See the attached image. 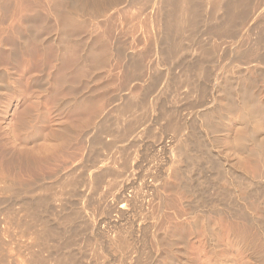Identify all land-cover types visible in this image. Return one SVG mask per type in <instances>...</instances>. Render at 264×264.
<instances>
[{
	"label": "rangeland",
	"instance_id": "obj_1",
	"mask_svg": "<svg viewBox=\"0 0 264 264\" xmlns=\"http://www.w3.org/2000/svg\"><path fill=\"white\" fill-rule=\"evenodd\" d=\"M135 1L136 0L9 1L7 14L0 15V19L2 16L7 18H4V20L1 19L4 22L7 20L6 23L3 22V25H1L0 22V39H2L0 40V42L2 41V46L0 45V83L3 82L2 84H4V82H7L13 85L12 87H14V89L12 88L13 91L6 92L2 95L3 97L0 96L2 102L0 105V184L2 183L0 185V201L2 202L0 203V207L7 208L9 203L14 199L13 197L11 198L8 193L6 195L7 188L5 187V183L13 180L17 186L19 185L18 187H21L23 185L21 182L26 180L24 174L25 170L22 167L24 164L22 161L25 157V150L23 151V149H25L24 147H26V145L24 146V141L22 142L23 136L21 137L17 131V129L19 130L18 124H20L22 119L25 120L29 117L33 122L29 123V125L33 127L40 124H38V122H40L41 118L43 120L45 119L44 122L47 123V118L51 116L55 119L52 120L54 122L51 121L54 128H58L59 131L63 128L69 129L68 135L62 137V139L60 138L61 141L52 142L53 144L55 143V146L57 145L56 147L58 149H62L63 147L67 148L62 149L61 152H66L62 153V156L64 154L66 155L60 158V154L59 161L61 162H57V171H54L55 177L61 178V176L64 177L71 172H75L79 166L82 167L84 164L85 166L88 164L89 168L91 167L92 164L88 161L92 158L91 155L89 157L88 152L91 148L92 141H97L98 135H100L105 128L108 129L114 124L115 127L117 123L121 122L122 120L119 119L120 117L116 112L126 101H133L132 103H144L148 106V111L146 112L147 118H145L147 124L150 125H147L148 127H152L156 124L158 122L157 117L159 116V112L166 109L176 112L178 117L184 120L186 127L189 128L191 132L193 130V136H195L191 137L192 135H188L190 136L188 137V142H191V144L188 143V145L190 148H193V153H191L197 158L194 164L195 171L198 169L199 172L194 173L195 171H191L192 174L190 172L187 173L194 179L199 178V180L207 179L208 182L212 181L214 186L216 188L218 187V189L223 192L221 195L224 196V200L222 201L224 207L222 206V202L219 204L216 203V210L218 208V210L221 211L224 208L232 212L233 210L239 211L245 208L248 202H250L251 205L253 202V206H250L248 203L251 212L255 213L256 220L261 222L264 221L263 216L259 217L260 214L258 216L260 209L252 198L255 194L252 192L251 196L248 194L244 195V190L243 192L241 190L242 187L244 188L246 185L244 184L246 183L244 181L246 180L244 179L245 176L251 175L252 177L250 176V178L252 179L255 177V174H257L255 178L259 179L260 177V181L256 180L255 183L258 189L260 187L259 190L263 191L264 197V177H262L264 176V169L261 163L259 164L260 160H264V45L262 46L263 49L260 46L262 51L260 50V53L257 52L259 56H263L261 58L257 55L259 57L258 64L244 62L237 65L235 62L238 60L235 52L241 44L242 38L248 35L254 38L257 32V29L255 30L252 28L249 31L254 30L253 33L255 34L248 33L244 30L245 24H249L254 19H261L260 21L264 22V18H262L264 15L261 13L264 12V0H246L247 18L249 19L246 18V23L244 21V25L238 27L240 30H242L241 28L243 27V32L239 30V35H243H241L242 38L239 43L232 42L227 38L213 40L215 42L219 40L218 42L220 43H215L210 40V32L215 28H220V26L222 27L220 29H223L226 20L223 26V15H219L218 19L214 21L213 19L208 20V17H205V13L202 15V11L197 10L199 13L196 15L197 11L193 10V14L196 13V16L193 15L195 19L197 16L200 17L196 19V23H199V27L194 30V26H191L192 22H188L184 26L185 28H183L187 31L181 30L179 35V33L174 31V26L172 27L171 23L170 27L167 28V31L170 33L167 34V43L166 40H164V56L156 53L152 44L153 39L150 37L156 29V24L152 22L154 18L153 9H146V7H143L140 2L141 0ZM120 2H122L121 5H119ZM251 5L255 7L252 8ZM248 9H251L252 12L255 10L252 16H250L251 11L248 14ZM168 10H166L165 14L168 18H172L174 11L172 8H170V12ZM32 17H36L37 20L33 22ZM69 17H74V19L77 18V23L69 25ZM191 18L189 19L190 21H192ZM138 22L140 23L138 24ZM193 24L195 25V23ZM2 27H4V29ZM183 32L184 34H182ZM174 34L176 35L174 36ZM170 36H172V40L169 38ZM194 36L198 37V39L193 42L189 37L195 39ZM196 42H198V44ZM209 42L215 44L214 56L213 54L212 57H203L201 54L199 55L197 53L199 51L197 45L203 44V46H205L207 43L209 45L206 44L205 47L213 46V44ZM235 44L237 45L235 46ZM247 64H249V66ZM243 65L245 67H242ZM186 67H188L187 69L190 74L196 76L199 75V70H203L204 75L194 77L195 79L199 78L197 81L203 88L200 94L192 93L188 95V90L186 88V90L179 88L180 91L177 89L178 91L174 90L175 92H173V90L169 91L172 84H174V80H178L179 78L177 77L182 76V69ZM166 80H168V84L170 83L169 85L165 83ZM248 82L253 83L252 86L254 85V89L250 87L251 85ZM228 83L229 87H227ZM167 85L168 87H166ZM224 86L225 89H223ZM230 87H232L231 90L229 89ZM167 88L169 90H166ZM250 88L252 91H249ZM237 91L241 92L240 95ZM243 91L246 92V94L248 92V94L253 92L256 95L254 96L252 93L246 96ZM224 92H226V94ZM242 95L245 99H243ZM248 96L251 98L253 96L255 97H253L252 102H254V104L257 102V107L255 105V107H253L251 98ZM257 98H260L259 102L261 104L258 102ZM238 102H242L249 106L252 105L253 112H248L250 113L248 115L249 118L247 117L248 119H243V115L242 117L240 116V110L234 105ZM23 112L25 113L23 114ZM204 113L208 117L204 115ZM37 116L38 118H36ZM205 116L207 119L211 120L209 128L205 126ZM257 121L260 122L259 127L258 124L257 126L254 124L255 122L258 123ZM44 122L40 125H45ZM49 122L47 125L51 126ZM243 122H245V124ZM243 137H245V140H249L244 142L245 150L239 149L238 143L239 139L242 140V142L244 141ZM109 140V137L104 139L105 142H109ZM41 141V144H50L49 142H51L46 140L45 142L43 140ZM135 141L138 142L137 144L140 143L138 139ZM145 141L140 143L145 146L139 147L140 149H137L138 152L135 148L132 150V155L137 159H134L135 172L132 171V174H130L132 186L127 194L132 196V198H136L137 201L134 199V204L132 203L129 206V210L123 212L125 214L121 213L124 215L123 217H119V215L113 211L114 213L110 212L106 220L98 225L97 228H94L93 225H91L93 228L90 226L87 227L88 229L86 228V232L82 235L86 240L79 234H76L83 240V242L81 239L77 240L79 239L77 236L75 237L76 241L74 240L75 244L76 242L78 243L74 247V254L78 257V260L82 264H87L84 263V258L85 262L90 264H97L96 262H98V264H119L118 259L120 256H126L129 264H185L186 262H188L186 264H255V260L253 261L252 258L243 254L239 245L232 244L228 220L225 218L217 219L212 214H208L205 211L202 212L201 210L204 207L201 208L198 202L199 200L191 193L185 191L184 187L186 182L185 180H181L184 176L180 179H178L179 176L178 178L175 177L177 175L175 171L177 170L176 165L179 164L183 169H187L189 163L184 161L185 159H178L175 161L173 152L171 153L173 149L171 148H168L166 151L158 150L156 147L157 140L148 139L147 136ZM96 144V146L100 145L98 141ZM61 145L65 146L60 148ZM246 145L248 148H246ZM64 149L65 151H63ZM5 151H7L5 153L7 156L4 154ZM218 153H221V155ZM98 154H100L98 159L102 160V151L99 150ZM226 162H230L237 170H241L244 175L242 174L241 176L240 173L236 172L231 174L224 172L226 171L224 168ZM96 164V167L93 169H88V172L85 171L86 173H84L83 176L85 179L87 178L86 180L91 177L94 178V176L99 178V175L105 174L104 172L108 170L105 166L101 165L98 160ZM212 164L215 168L222 171L218 174L219 170L213 169L214 166ZM259 167L260 169H258ZM45 172L47 171L45 170ZM63 172L68 173L64 175ZM258 174H260L259 177ZM7 178L10 179L6 180ZM111 178L112 177H105L102 181L104 183H99L102 187L101 190L100 186L96 189L100 192L98 194H96L97 192L94 194V190L92 191L85 187V185H82V187L85 188L82 189V187H79L78 191L76 190L77 192H71L73 196L69 197V195H71L70 193L69 195H61V197H64V202L67 201L68 203L65 205V208H68V210L70 208H92L93 205L91 202H93V200L96 203L99 201L98 204H107L108 202L114 203L113 192H110L111 190L107 185L108 182L113 180V178ZM3 179H5V182H2ZM235 179L237 181H235ZM235 183L237 185H235ZM86 188L88 190H86ZM58 191H60V189ZM83 192L86 193L84 194ZM78 193L80 195H78ZM224 193L227 194L224 195ZM4 194L6 199L2 198ZM94 195V198L91 197ZM209 195L212 196L211 194ZM229 195L231 199H229ZM8 196L10 199L7 198ZM225 197H227V199ZM249 197L252 199H249ZM225 199L227 200V204ZM3 200H6L7 203ZM86 200H90L91 202L88 204ZM228 200L231 203H228ZM242 200L245 201L243 202ZM95 202H93V204ZM111 203L109 205H111ZM229 204H231L230 207ZM94 205L95 208H98L96 204ZM57 206L60 205L57 204ZM194 206L195 208L199 206L201 210L198 209L193 211L192 208H194ZM254 206L255 208L257 207V210L253 209ZM191 213L193 216L196 215L194 217L202 218V222L199 220L201 223H199L200 226L199 224L196 228L193 227V225L191 226L190 222L194 219ZM142 214H144V216ZM200 214L206 215L204 219H208L209 217L210 220H208L210 222L216 221L214 222L216 226L213 225V222L211 223L214 226L213 232H216L211 241H206V230L203 227L204 220L203 216ZM146 215L149 216L147 217ZM153 215L156 216V220L150 217H155ZM140 223H142L141 226L143 228L138 226ZM116 227H119L117 229H120V231L122 230L121 232H127L129 237H132L131 241L134 240L132 242L136 240L135 243L137 246H135V248L138 249H136L137 253H131L133 255L130 256V252H128L126 255L123 254L122 256L121 254H115L113 249H109V239H107L109 237L107 236H111L112 231H114ZM146 232H148V234L153 233L152 235L154 238H147ZM85 234L88 236L85 237ZM91 237L92 239H90ZM136 237L137 239L139 237V239L137 240ZM87 238L91 241L94 239L91 243L92 245L89 244L91 241L89 240V242ZM144 239L147 241L145 243L141 242V240L143 241ZM87 242L88 244H86ZM210 242L215 243L216 247L215 245L212 247ZM85 244L86 246H84ZM142 244H144V246ZM96 246L100 247L103 253V255L100 254L97 257L98 260H96L92 252L93 249L97 248ZM209 246H211V249ZM217 247H219L218 250ZM212 249L216 250L212 251ZM210 250L213 253H211ZM84 254L87 257H85ZM91 254L93 255L91 256ZM103 256L108 257H104V259ZM90 258L91 260H95L91 261ZM106 258H110V260ZM256 259H258L256 264L259 262V264H261L262 260L259 261L260 257H256ZM138 260H140L141 263ZM181 260L183 262H181ZM126 261L125 263L128 264Z\"/></svg>",
	"mask_w": 264,
	"mask_h": 264
},
{
	"label": "bare ground",
	"instance_id": "obj_2",
	"mask_svg": "<svg viewBox=\"0 0 264 264\" xmlns=\"http://www.w3.org/2000/svg\"><path fill=\"white\" fill-rule=\"evenodd\" d=\"M9 1L10 0H0V15L1 14H7V11H8L7 9L9 8ZM140 2L142 3L143 7H146V9H148V8L153 9L154 18H153L152 22H153V24H156V29L151 34L152 36H150V37L153 39L152 44H153V47L155 48L154 50H156V53H158L162 56H164V52H163L165 49L164 40H166L167 34L169 33L167 31V28L170 27V24L172 23V27L174 26V29H175L174 31H176L177 33L181 32V30L182 31L186 30L183 28H185L184 26L188 22H192L191 26H194V30L197 29L199 27L198 26L199 23H196V19L200 18L199 16H197V18L195 19V16L198 15V13H199L197 10L202 11V13H203L202 15H204V13H205L206 14L205 17H208V20L213 19L214 21H216L218 19L219 15H223L222 16L224 18L223 26H224V23L226 20L225 27L223 29H220V28H222L220 25H219L220 28H215L214 30L211 29L212 31L210 32L209 36H210V40H212V41L214 39H218V38H227L232 42H238L239 43V41L243 35L242 34L239 35L240 28L238 29V27L243 26L244 25L243 22L245 20L247 21V19H249V18H247L246 0H141ZM121 3L122 2H120L119 5H121ZM261 5H262V2H261ZM126 6H125V8H126ZM169 7L172 8V10L174 11V15L172 18L171 17L168 18L165 14L166 10H168V9L170 10ZM254 7L252 6V8H254ZM172 10H171V12H172ZM193 10L197 11L196 12L197 14L195 13L196 15L193 14L194 13V12H192ZM227 10H229V11H227ZM250 11H251L250 16H252V14L254 13L255 10L252 12L251 9L250 10L248 9V14ZM191 13H192V15H191ZM261 13H262V15H264V12H261ZM256 14H254V15H256ZM73 15H75V14H73ZM193 15H195V16H193ZM74 17H69V20H68L69 25H73V24L77 23L76 22L77 18L74 19ZM257 17H258V15H257ZM4 18H6V17L2 16L1 19L4 20ZM190 18L192 19V21L189 20ZM262 18H264V16ZM1 19H0V22H1V25H3L4 21ZM32 20L34 22L37 20V18L34 17ZM260 20L261 19H259V20L254 19L249 24H247L245 21V23L247 24V25L245 24V26H244L245 31H247L248 33L250 32L252 34L254 32V30H252V31H249V30H251L253 28L255 30L257 29V32H256V34L253 33V34H255L254 38H252V36L246 34L248 36L243 37L242 42L240 41L241 44L238 46V49L235 52L237 54L236 58L238 59L237 61H235L237 63V65L238 64L240 65V63H244V62L249 63V64L250 63L258 64L257 62H259V57H261V56H259L257 52H259L261 50L260 46L262 47L264 45V22L260 21ZM6 21L4 23H6ZM259 21H260V23L258 24ZM139 23L140 22H138V24ZM193 23H195V25ZM33 26H35V25H33ZM187 27H188V25H187ZM2 28L4 29V27H2ZM154 28H155V26H154ZM33 29H34V27H33ZM189 29H188V33H189ZM241 29L242 30H240V31L243 32V27ZM156 30H158V31H156ZM1 31H4V30H1ZM176 34H174V36ZM182 34H184V32ZM179 35H180V33H179ZM190 37H189V39H192L191 41H193V42L197 41V39H198V37H195V36H194L195 39L190 38ZM169 38L171 40L173 39L172 36H170ZM0 40H2V39H0ZM168 41H170V40H168ZM218 41L219 40H217L216 42H218ZM220 41H221V39H220ZM222 41H223V39H222ZM29 42H30V40H29ZM198 42H196V43L198 44ZM213 42H215V41H213ZM166 43H167V40H166ZM209 43H212V42H209ZM218 43H220V42H218ZM145 44H147V43H145ZM206 44H205V46H206ZM0 45L2 46V41L0 42ZM207 45H209V44H207ZM236 45L237 44H235V46ZM205 46H203V44H201L199 46L197 45V47H199V51L197 53L199 55L201 54L203 57L204 56H208V57L211 56L212 57V54L215 51V44H213V46H211V47L210 46L205 47ZM232 46H234V45H232ZM147 47H145V48H147ZM258 47H259V50H258ZM263 47H262V49H263ZM169 56H170V54H169ZM213 56H214V54H213ZM128 63H130V62H128ZM249 64H247V65L249 66ZM245 66H246V64H245ZM245 66L243 65L242 67H245ZM187 68L188 67L182 69L183 70L182 76L177 77L179 79L174 80V82L172 80V82L174 84H172V86L170 87V90L168 88L166 90H169V91L173 90V92H175L174 90H177L179 88H181V89L186 88L188 90V92H187L188 95H191L192 93L200 94L202 92L203 88L199 85V83L197 81L199 78L195 79L194 77H199V75L200 76L204 75L203 70L202 71L199 70L198 71L199 75L196 76V75L190 74L188 72ZM167 81L168 80H166L165 83L168 84ZM169 81H171V80H169ZM244 81H247V80H244ZM2 83L3 82L0 83V96L4 95L8 91H11L12 88L14 89V87H12L13 85H10L7 82L6 83L4 82V84H2ZM248 83L251 85L250 86L251 88L254 86V85L252 86V84H253L252 82H248ZM168 85L166 87H168ZM227 87H229V83H228ZM231 88L232 87H230L229 89L231 90ZM251 88L249 89V91H252ZM223 89H225V86ZM252 89H254V87ZM179 91H180V89H179ZM224 91H226V90H224ZM241 92H242V88H241ZM241 92L237 91V93L239 95ZM258 92H259V90H258ZM224 93L226 94V92H224ZM243 93L246 94V92H244V91H243ZM250 93L252 94L253 92H250ZM255 93H257V92H255ZM227 94H228V92H227ZM247 94H246V96H247ZM251 94H248V95H251ZM253 95L255 96L256 94L253 93ZM242 96H240V97H242ZM2 97H1V99H2ZM248 97H250V96H248ZM248 97H246V98H248ZM253 97L252 98L250 97L251 102H252ZM260 98H257L258 102H259ZM243 99H245L244 96H243ZM132 102L126 101L125 103H123V105L116 112L118 114V116L120 117L119 119L122 120L121 122L117 123V125L115 127H114L115 124L113 123L114 124L113 126H111L109 128L107 127L108 129L105 128V130H103L101 132V134L98 135L97 141H98V143H100V145L96 146L97 141H95V140H94L95 142L94 141H92V143L90 142L91 148H90L89 152L88 151L87 152L89 153V157L91 155V158H92V159L88 158L89 159L88 162H90V164H92L91 167L89 168L88 164H86L87 166H85V164H84V165H82V167L79 166L78 169L76 168L77 169L76 171L74 170L75 169L74 168L73 170L75 172L70 171L71 172L70 174H67L68 172L67 173L63 172L64 175L65 174H67V175H65L64 177L61 176V178H56L54 171L56 170V167H57L56 164L59 161V159L62 158L64 155H66V154H64L62 156V153H66V152H61L62 149L66 148V147H63L65 145H61L60 148H62V147L63 148L58 149L56 147L57 145L55 146L54 145L55 143L53 144L52 142H56L58 140L61 141L62 137H65L68 135L69 129L62 127L63 129L59 131L58 128H54L52 126V122H54V121H52V120H55V119H54V117H51V116H49V118H47V120H46L47 123L50 120L49 125H51V126H48L47 123L44 122L45 119L43 120L42 118H41L40 122H38V124L39 123L43 124V122H44V124L47 125L46 127H43L45 125L41 126L42 124L38 125L37 123L36 124L38 126L35 125L33 127H30L29 123H31L32 121L29 119V117H27V115H26V117L29 120L27 118L25 120L21 118L22 119L21 122L19 120V122H20V124H18L19 130L17 129V131L19 132V135H21V137L23 136L22 137L23 140L22 139L21 140H22V142L24 141V146L26 145V147H24L25 149H23V151L25 150V153H24L25 155L23 154L25 157H24V160L22 161L24 163L23 164L24 166L22 165V167L25 170L24 174L26 176V180L24 182H21L23 184V185L21 184L22 186L20 185L21 187H18L19 185L17 186L13 180H12L13 183L11 180H10L11 182L5 183V187L7 188L6 189V195L8 193L10 195V197L11 198L13 197L14 199L12 200V202L9 203L7 208L0 207V264H82L78 260V257H76V255L74 254V250H75L74 247L76 246V244H78L77 242H76V244L74 242V240L76 241V238H75L77 236L76 234H79L82 237V235H84V233L86 232L85 230L87 227L90 226L93 228V226H94V228L95 227L97 228L98 225H100L102 222H104L106 220V218H107L108 214H110V212L114 211L119 215V217L120 216L123 217L124 215H122L121 213L129 210L128 209L129 206L132 203L134 204V201L136 200V198H134V197L132 198V196L127 194L129 189L132 186L131 185L132 182L130 181V174H132V171L135 172V170H134L135 169V165H134L135 160L134 159H137V158H134V155H132L133 154L132 150L134 148H135V150H137V149H140L139 147L145 146V145H142L140 143H143L147 136H148V139L150 138L153 140H157L156 147L158 148V150L160 149V150L166 151L168 148L173 149V151H171V150L170 151H171V153L173 152V157H174L175 161H177L178 159H185L184 161L189 163L187 169L186 168L183 169L182 166L180 167L179 164L176 163L177 164L176 165L177 170H175V171L177 172L176 173L177 175L175 177L178 178V176H179L178 179H180L181 177L184 176L181 180H185V182H186V184L184 183L185 184V187H184L185 191L187 193H191L195 198H197V200H199L198 202H199V205L201 206V208L204 207L201 210V209H199V206H198V208H195V206H196L195 205L194 208H192L193 206L191 207L192 210L195 211V210L199 209L202 212L205 211L208 214H212L217 219L218 218L219 219L225 218L226 220H228V226H229L230 231H231L230 233H231L232 244L239 245L240 250L243 252V254L252 258L253 261L255 260L257 262L258 259H256V257L257 258L260 257L259 261L262 260L263 262L261 261V264L262 263L264 264V221L261 222L259 220H256L255 213L251 212V208L248 205L250 204V206H253V202H252V205L248 201L247 202L249 204L247 203V205H245L246 202H245V204L242 203L245 205V208H243L242 210H239V211L233 210V212H232L229 209L227 210L224 208L222 210L220 209L221 211H219L218 208L216 210V208H215V206H217L216 203L219 204L220 202H222L224 200L223 199L224 196L221 195L223 192H221L218 189V187L216 188L212 181L208 182L207 179L206 180H203V179L199 180V178L194 179L191 176H189V174H188L189 172L192 174V172L195 171L194 164L197 161V158L194 155H192V153H193L192 149L193 148H190V146L188 145V143L191 144V142H188V140H189L188 137H190L188 135H192L191 137L195 136V135L193 136V130L191 132V130H189V128L186 127V123L184 122L183 119L178 117L176 112L168 111L166 109L161 110L159 112V116L157 117L158 122L156 124H154L153 126L151 125L152 127H148L150 125H148L147 122L145 121V118H147L146 112L148 111V106L144 103H138V102L132 103ZM256 103L257 102H255V104H254V102H252L253 107L258 106V105H256ZM1 104H2V102L0 100V105ZM234 105H236L237 108L240 110V113H241L240 116L242 117V115H243V119L247 118V117L249 118V116H248L250 114V113H248L249 111L253 112L252 105H250V106L245 105L242 102L235 103ZM154 110H155V108H154ZM24 113L25 112H23V114ZM254 113H253V115H254ZM204 115H206V114L204 113ZM227 116H229V115H227ZM207 117H206V119L204 118V120H205L204 122H205V126L207 128H209L210 124H211L210 123L211 120L207 119ZM36 118H38V116ZM43 118H45V117H43ZM230 118H231V116H230ZM258 118H259V115H258ZM24 121H26V122H24ZM116 121H118V120H116ZM34 122H36V121H34ZM245 122H243V123L245 124ZM259 123L260 122H258V123L255 122L254 124H256L255 126H257V124H258V127H259ZM106 126H107V124H106ZM108 137L110 138L109 142L108 141L105 142L104 139H106ZM244 138L245 137H243V139ZM136 139L139 140L140 145L137 144L138 142L135 141ZM195 139H197V138H195ZM41 140H43L44 142H45V140L51 141V142H49L50 144H48V143H46V144L42 143L41 144V142H42ZM246 140H248V139H246ZM246 140L244 139V141L242 142V140L239 139V141H238L239 149H244V146H245L244 142ZM66 145H69V144H66ZM247 145H246V148H248ZM99 150H101L103 153L102 160L98 159V156H100V154H98ZM63 151H65V149ZM6 152L7 151H5L4 154ZM137 152H138V150H137ZM221 153H218V154L221 155ZM254 153H256V152H254ZM60 154H61V157L59 158ZM167 154H169V153H167ZM201 154H203V153H201ZM5 155L7 156V154H5ZM22 158H23V156H22ZM170 158H171V154H170ZM97 160L101 163V165L105 166L108 170L104 172L105 174H102V172H101L102 175H99L100 176L99 178H97V176H94V178L91 177L88 180H86L87 178L85 179V177L83 176L84 173H86L85 171H87L88 169L91 170V168L93 169L94 167H96ZM59 162H61V161H59ZM209 162H210V160H209ZM260 163H261L262 168L264 169V160L263 161L260 160L259 164ZM212 165H211V168H212ZM174 168H175V163H174ZM224 168L226 170L224 172H228L229 174L235 173V172L240 173L241 176L243 174V172H241V170H237L234 167V165H232L230 162H226ZM224 168H223V170H224ZM213 169H218V168H215V166H214ZM258 169H260V167ZM45 170L47 172H45ZM175 171H173V172H175ZM179 171H180L181 175H180ZM221 171L220 170H219V172L217 171L218 174ZM58 172H59V170H58ZM96 172H98V171H96ZM196 172L198 173L199 170L196 169V171L194 173H196ZM187 174H188V176H187ZM256 175L257 174H255V177H256ZM259 175L260 174H258V177H259ZM223 176H224V173H223ZM232 176H230V177H232ZM250 176L251 175L245 176L244 179H246V180H244V181L246 183H244V184H246V185L244 188L241 186L242 189L241 188L240 189L242 190V192L244 190V192H245V193H243L244 195L248 194L251 196L252 192H253V194H255L254 196H252V198L255 200L254 202L258 205V207L260 209V213H258V216L260 214L259 217H261V216L264 217V197H263V193H262L263 191L262 190L260 191L259 190L260 187L258 189V186L255 183L256 180L260 179V177H259V179H256L255 177H253L251 179ZM105 177H112L113 178V180L108 182L107 185L109 186V189L111 190L110 192H113L114 203L110 202L111 205H109L110 203L108 201H106L109 204L108 203L104 204L103 202H102L103 204H98L99 201H98V203H96L93 200V198L95 197V195H94L91 197H93L92 200H93V202H95L94 204H96V205L98 204L97 205L98 208H95L94 207L95 205L90 200L89 201L86 200V201L88 202V204H89V202H91V204L93 205L94 208L93 207L92 208H80V209L79 208H75V209L70 208L69 210H68V208H65V205L68 203H67V201H65L66 203L64 202V197L63 196L61 197V195H66V194L69 195V193L71 194V192L75 193L78 191L79 187L80 188L82 187V185H85V187L89 188L92 191L94 190V194H95V192H97L96 194H98L100 192L96 189L99 188V186H100L99 183H104L102 181ZM175 177H174V179H175ZM195 177H196V175H195ZM262 177H264V176H262ZM215 178H216V176H215ZM9 179L7 178L6 180H9ZM186 179H187V181H186ZM219 179H220V176H219ZM232 179H234V178H232ZM235 181H237V180L235 179ZM2 182H5V179H3ZM150 184H152V183H150ZM235 185H237V184L235 183ZM181 186H184V185H181ZM101 187L102 186H100V190H101ZM84 188L82 187V189H84ZM87 188H86V190H88ZM238 188H239V186H238ZM59 189H60V191H58ZM233 189H234V187H233ZM4 193H5V191H4ZM229 193H232V192H229ZM209 194H211L212 196H210ZM225 194H227V193H224V195ZM235 194H236V192H235ZM78 195H80V194L78 193ZM70 196H73V194L69 195V197ZM89 196H90V194H89ZM10 197L8 196L7 198L10 199ZM228 197H229V199H231L230 195ZM2 198L6 199L5 194H4V197H2ZM225 198L227 199V197H225ZM252 198L249 197V199H252ZM65 199H67V198H65ZM226 199H225V201L227 204ZM3 201H6V200H3ZM7 201H8V199H7ZM7 201H6V203H7ZM103 201H104V199H103ZM0 203H2V202L0 201ZM228 203H231V202L228 200ZM255 203H254V205H255ZM57 204H59L60 206H57ZM85 204H84V206H85ZM147 205H148V203H147ZM223 205H224V203L222 204V206ZM238 205H240V204H238ZM244 205H243V207H244ZM56 206L59 208H57ZM230 206H231V204H229V207ZM236 207H235V209H236ZM256 208L254 206L253 209H256ZM192 213H191V215H192ZM117 214H116V217H117ZM123 214H125V213H123ZM142 215L144 216V214H142ZM200 215H202V214H200ZM153 216H155V215H153ZM192 216H190V217H192ZM194 216H196V215H194ZM202 216H203V220H204L203 221L204 226H203V223H202V226L206 230L205 231L206 232V235H205L206 241L207 240L211 241L212 237L215 236L214 233H216V232H213L214 226H216V224L214 222H216V221L215 220H214V222L212 221L213 225H214L213 226L211 224L212 222L209 221L210 220L209 217H208V219H209L208 220L207 218L204 219V216H206V215H202ZM202 216H200V217H202ZM150 217L152 219L156 220V216L155 217L150 216ZM132 218H133V216H132ZM212 218L215 219L214 217H212ZM201 219L199 217H194L192 222H190L191 226L193 225V227L196 228L198 226V224L200 222H202ZM199 220H200V222H199ZM217 222H219V221H217ZM142 223H140L138 226L142 227L141 226ZM200 224H199V226H200ZM91 225H93V226H91ZM143 225H144V223H143ZM117 228H119V227H116V229H114V231H112L111 236H107V237H109V238H107V239H109V241L107 240L108 244L110 245L109 249H113V252L115 254L116 253H117V255L121 254L122 256H123V254L126 255V253H128V252H130L129 253L130 256L133 255L134 253H137L138 249L135 248V246H137V244L135 243L136 240H135V242H132L134 240L131 241L132 237L130 238L129 234L127 232H121L122 230L120 231V229H117ZM145 229H146V227H145ZM152 229H153V227H152ZM82 230H83V232H82ZM148 232H149V230H148ZM148 232H146L147 233L146 237L147 238H150V237L154 238V236L152 235L153 233L148 234ZM92 233H93V231H92ZM87 236L88 235L85 234V237H87ZM81 237L80 238L78 237L79 239H77V240H80ZM82 238L85 239L84 236ZM90 239H92V237ZM90 239H88V241ZM102 239H104V238H102ZM136 239H137V237H136ZM138 239H139V237H138ZM174 239H175V237H174ZM92 241L89 243L90 245H92L91 244ZM146 241H145V239L143 241L141 240V242H143V243H145ZM82 242H83V240H82ZM210 243H211V246L214 247L215 243H212V242H210ZM82 244H84V243H82ZM86 244H88V242ZM86 244L84 246H86ZM99 245H100V243H99ZM142 245L144 246V244H142ZM211 246H209L210 249H211ZM78 247H79V245H78ZM215 247H216V245H215ZM219 247H217V250L219 249ZM213 250L214 249H212V251ZM92 252L94 253V255H95L94 257L96 258V260H98L97 257L100 254L103 255L102 249L100 247L93 249ZM210 252H211V250H210ZM131 253H133V254H131ZM211 253H213V252H211ZM92 255L93 254H91V256ZM84 256H85V254H84ZM82 257H83V255H82ZM85 257H87V256H85ZM104 257H108V256H103V258ZM181 257L183 258V256H181ZM113 258H115V257H113ZM183 259H185V258H183ZM90 260H91V258H90ZM99 260H100V258H99ZM107 260H110V258ZM83 261H84V263L90 264L88 262H85V258ZM118 261H119V264H126L125 261L129 264V261L126 258V256H124V257L120 256ZM138 261L140 262V260H138ZM181 262H183V261L181 260ZM256 262H255V264H256ZM96 263L98 264V262H96ZM106 263H109V262H106ZM131 263H132V261H131ZM186 263H188V262H186Z\"/></svg>",
	"mask_w": 264,
	"mask_h": 264
}]
</instances>
